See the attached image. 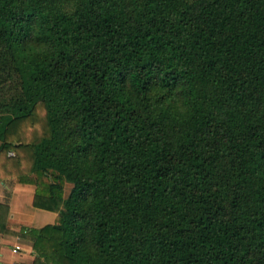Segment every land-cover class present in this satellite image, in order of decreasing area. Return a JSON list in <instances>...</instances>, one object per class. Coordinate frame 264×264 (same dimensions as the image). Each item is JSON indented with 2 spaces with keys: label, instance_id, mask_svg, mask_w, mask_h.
Wrapping results in <instances>:
<instances>
[{
  "label": "trees",
  "instance_id": "1",
  "mask_svg": "<svg viewBox=\"0 0 264 264\" xmlns=\"http://www.w3.org/2000/svg\"><path fill=\"white\" fill-rule=\"evenodd\" d=\"M0 140L34 264H264V0H0Z\"/></svg>",
  "mask_w": 264,
  "mask_h": 264
},
{
  "label": "crops",
  "instance_id": "2",
  "mask_svg": "<svg viewBox=\"0 0 264 264\" xmlns=\"http://www.w3.org/2000/svg\"><path fill=\"white\" fill-rule=\"evenodd\" d=\"M2 142L0 140V146ZM36 184L7 178L0 182V264H34L36 257L25 228L52 223L59 215L53 202L45 208ZM24 230V231H23ZM20 246L18 252H14Z\"/></svg>",
  "mask_w": 264,
  "mask_h": 264
},
{
  "label": "built area",
  "instance_id": "3",
  "mask_svg": "<svg viewBox=\"0 0 264 264\" xmlns=\"http://www.w3.org/2000/svg\"><path fill=\"white\" fill-rule=\"evenodd\" d=\"M13 155V153H12ZM20 249V246H16V248L14 249V252H18V250Z\"/></svg>",
  "mask_w": 264,
  "mask_h": 264
},
{
  "label": "rangeland",
  "instance_id": "4",
  "mask_svg": "<svg viewBox=\"0 0 264 264\" xmlns=\"http://www.w3.org/2000/svg\"><path fill=\"white\" fill-rule=\"evenodd\" d=\"M66 194H67V192H66Z\"/></svg>",
  "mask_w": 264,
  "mask_h": 264
}]
</instances>
